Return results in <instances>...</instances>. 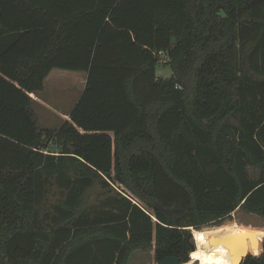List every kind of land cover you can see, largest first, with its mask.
<instances>
[{
	"label": "trees",
	"instance_id": "1",
	"mask_svg": "<svg viewBox=\"0 0 264 264\" xmlns=\"http://www.w3.org/2000/svg\"><path fill=\"white\" fill-rule=\"evenodd\" d=\"M53 68L86 82L48 129ZM236 209L264 220V0H0V264L184 263L236 227L264 264Z\"/></svg>",
	"mask_w": 264,
	"mask_h": 264
},
{
	"label": "rangeland",
	"instance_id": "2",
	"mask_svg": "<svg viewBox=\"0 0 264 264\" xmlns=\"http://www.w3.org/2000/svg\"><path fill=\"white\" fill-rule=\"evenodd\" d=\"M155 73L157 76L160 77H168L171 74L170 67L168 65H157ZM48 94H51L48 92ZM80 94V93H79ZM78 94V95H79ZM77 95V96H78ZM76 98L74 93H65L59 94L58 91L55 90L50 97H48V104L50 105L51 109L55 108L56 110L66 111L71 106L72 102ZM55 102V103H54ZM49 110H41L39 111V125L43 128L48 129H57L60 127V118L56 115H51L48 113ZM50 112V111H49ZM49 150H55L54 147L51 146ZM47 151V150H46ZM101 194V190L99 189L98 185L95 184L93 188L89 191L88 197L86 198V203L92 204L98 201ZM58 197V192H56L55 187H53L46 200V205L52 204L56 201ZM225 222H235L237 225L242 227H250L252 230H255L261 235L264 236V220L259 217H256L252 214H247L241 212L240 210L236 209L232 212L231 217L227 219ZM237 232L243 231L240 227H236ZM190 232V243L194 244L195 247L193 250L189 252V260H192L191 264H204L207 260L208 254L206 253L205 249L203 248V244L200 240L194 239L193 228L189 230ZM252 254V253H251ZM128 264H157L153 258V251H135L129 258Z\"/></svg>",
	"mask_w": 264,
	"mask_h": 264
},
{
	"label": "crops",
	"instance_id": "3",
	"mask_svg": "<svg viewBox=\"0 0 264 264\" xmlns=\"http://www.w3.org/2000/svg\"><path fill=\"white\" fill-rule=\"evenodd\" d=\"M86 82V73L79 71H70L59 68H53L50 70L48 75L45 77L43 81V90L38 94L30 93V96L33 98V107L39 119V111L49 110L48 113L51 115L58 116L60 118V125L69 120V114L79 99ZM55 90L59 92V94L74 93L76 98L72 102L71 106L68 110H56L51 109L48 104V97H50ZM50 92L51 94H48ZM80 93V94H79ZM79 94V95H78ZM78 95V96H77ZM48 99V100H47ZM55 103V102H54Z\"/></svg>",
	"mask_w": 264,
	"mask_h": 264
},
{
	"label": "water",
	"instance_id": "4",
	"mask_svg": "<svg viewBox=\"0 0 264 264\" xmlns=\"http://www.w3.org/2000/svg\"><path fill=\"white\" fill-rule=\"evenodd\" d=\"M173 40V38H172ZM191 229V228H189ZM253 233L247 231L234 232L229 236L225 237H213L210 239V244L215 245L218 243H224L229 247L233 253L236 264H241V262L248 256V238L252 237ZM191 250L194 249L195 245L191 244ZM189 261V260H188ZM180 262V259L176 256L169 255L163 258L159 264H185Z\"/></svg>",
	"mask_w": 264,
	"mask_h": 264
},
{
	"label": "bare ground",
	"instance_id": "5",
	"mask_svg": "<svg viewBox=\"0 0 264 264\" xmlns=\"http://www.w3.org/2000/svg\"><path fill=\"white\" fill-rule=\"evenodd\" d=\"M229 236V235H227ZM207 260L204 264H236L233 253L227 245L224 243L216 244L207 256ZM192 260L190 259L185 264H191Z\"/></svg>",
	"mask_w": 264,
	"mask_h": 264
},
{
	"label": "built area",
	"instance_id": "6",
	"mask_svg": "<svg viewBox=\"0 0 264 264\" xmlns=\"http://www.w3.org/2000/svg\"><path fill=\"white\" fill-rule=\"evenodd\" d=\"M158 56H159V59H160V62L161 63H165L168 61V56L166 53H164V51L160 50L157 52Z\"/></svg>",
	"mask_w": 264,
	"mask_h": 264
}]
</instances>
